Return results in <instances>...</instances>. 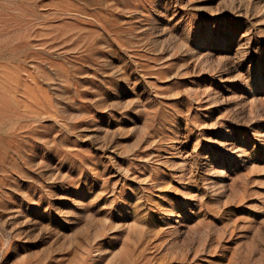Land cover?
I'll list each match as a JSON object with an SVG mask.
<instances>
[{
    "label": "rangeland",
    "instance_id": "374dc122",
    "mask_svg": "<svg viewBox=\"0 0 264 264\" xmlns=\"http://www.w3.org/2000/svg\"><path fill=\"white\" fill-rule=\"evenodd\" d=\"M0 264H264V0H0Z\"/></svg>",
    "mask_w": 264,
    "mask_h": 264
}]
</instances>
